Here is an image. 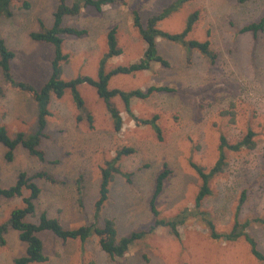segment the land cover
<instances>
[{
	"label": "rangeland",
	"instance_id": "rangeland-1",
	"mask_svg": "<svg viewBox=\"0 0 264 264\" xmlns=\"http://www.w3.org/2000/svg\"><path fill=\"white\" fill-rule=\"evenodd\" d=\"M28 1V9L13 7L12 17L0 18V38L17 53L11 62L13 75L39 88L50 75L54 50L48 43L32 40L29 33L39 29V20L51 26L56 1ZM66 1L70 4L73 0ZM172 1L125 0L124 5H105L101 11L82 7L78 15L65 16L64 25L84 28L86 33L64 37L62 51L68 59L62 62V77L84 74L96 78L99 58L106 50V34L113 26L117 27L122 53L111 57L107 68L136 61L145 43L132 24V10L138 9L145 23L147 17ZM195 10L198 19L188 38L208 39L217 54L214 64L196 50L187 56L181 45L158 39V50L169 63L167 67L155 63L149 70L117 74L108 83L109 88L122 90L144 89L148 85L175 88L173 92H154L131 103L132 111L141 118L158 115L161 140L149 126H137L117 96L114 101L123 124L115 131L95 88L81 84V120L76 119L79 111L68 90L60 98L51 95L46 136L40 143L44 161L22 147L7 161L6 148L0 144L2 187L12 185L19 171L32 174L43 169L63 181L51 185L36 180L42 191L35 200V215L28 217L29 221H37L45 211L65 228L91 223L101 169L117 150L132 148L118 162L122 173L113 174L100 223L103 218L112 219L119 236L145 228L152 221L148 200L155 177L165 166L171 174L156 206L160 216L169 217L194 205L201 181L190 163L210 168L218 157L219 135L236 142L248 128L256 134L255 147L226 151V163L211 179L212 193L203 201V209L210 213L217 230H226L241 193L246 190L240 215H264V31L257 37L239 32L243 25L264 14V0H189L158 26L178 32ZM0 88V124L11 136L19 131L33 132L37 106L32 96L7 85L1 72ZM87 114L92 116V126ZM123 173H129L131 181ZM27 194L25 190L23 196ZM22 205V197L0 199V224L9 218L12 209ZM177 231L179 238L167 227L157 228L136 240L118 263L100 248L97 236L85 241L62 240L51 232H39L48 260L32 264H264L251 255L242 238L232 242L211 239L199 219L188 218L177 226ZM249 232L264 252V226H251ZM5 238L6 243L0 245V264H13V259L25 252L26 244L14 229H8Z\"/></svg>",
	"mask_w": 264,
	"mask_h": 264
},
{
	"label": "trees",
	"instance_id": "trees-1",
	"mask_svg": "<svg viewBox=\"0 0 264 264\" xmlns=\"http://www.w3.org/2000/svg\"><path fill=\"white\" fill-rule=\"evenodd\" d=\"M55 1L56 7L52 13L51 26L47 27L39 20V29L29 33L32 40L48 43L54 50L50 75L39 88H36L30 82L17 79L13 75L11 62L15 59L17 53L6 45L4 38H0V72L4 82L12 88L29 93L37 106L36 127L31 133L19 131L11 136L6 126L0 124V144L6 148L5 159L11 161L15 150L18 147H22L29 155L37 157L40 161H44L45 153L40 148V143L41 139L46 136L51 95L53 94L60 98L68 90L75 107L79 111L76 119L81 120L82 115L80 112L84 111V101L78 88L81 84H88L95 88L98 97L103 100L105 108L111 117L115 131H119L123 124L121 113L114 101V98L117 96L123 102L124 110L129 118L133 119L137 126H149L155 132L157 139L161 140L162 130L158 124V115L155 114L150 118H141L132 111L131 103L136 99L148 98L154 92H173L175 88L166 85H148L144 89L122 90L119 88H109L108 83L111 77L117 74H131L149 70L155 63L167 67L169 63L160 55L158 50V39L181 45L185 49L187 56L190 55L192 50H196L206 58L208 63H215L217 54L211 49L208 39L199 41L188 38L194 23L198 19V12L196 10L187 16L183 28L178 32L165 31L158 26L160 21L177 11L183 3L189 0H173L160 12L147 17L145 23H142L138 9H133L131 13L132 24L145 43L142 55L136 61L108 69V60L122 53V48L118 44L117 27L113 26L106 34V50L99 58L96 78L78 74L70 79L62 77V62L68 59V54L62 51L64 37L66 35H84L86 29L64 25V17L78 15L82 7H92L96 11H101L105 5H124L125 0H73L70 4L66 0ZM13 7L28 9L30 3L28 0H0V18L12 17ZM262 31H264V14L258 20L247 23L239 28L240 33L248 32L254 37H257ZM1 93L2 90L0 88V95ZM86 118L90 126H92V116L87 114ZM255 135V132L251 128H248L241 139L236 142H229L224 134H220L218 157L210 168L206 169L195 162L190 163L201 181L194 199V205L192 207H184L169 217L160 216V212L156 206L157 198L162 193L164 184L171 174L169 168L165 166L156 175L153 191L148 200V207L152 216L151 223L145 228L131 231L124 236H119L115 222L112 219L103 218L102 223H100V215L108 199L113 174L122 173L118 167V162L123 155L131 153L133 151L132 148L117 150L115 156L107 161L106 165L101 169L98 197L93 204L92 221L76 228H65L57 218L49 217L45 211L40 213L37 221H29L27 219L35 215V200L42 191L36 180H43L51 185H58L63 183V181L43 169L35 171L32 174H28L26 171H19L12 185L2 187L0 170V199L22 197L23 202L22 206L12 209L9 218L0 224V245L2 246L6 243L5 234L8 229L16 230L20 241L26 244V248L22 255L13 259V264H32L48 260V257L44 253L43 242L38 236L39 232H51L62 240L79 239L80 241H85L91 236H97L100 248L118 263L136 240L153 233L159 227H167L173 236L179 238L177 226L192 217L203 222L208 229L211 239L228 242L240 238L244 239L249 245L251 255L258 261L264 262V252L258 248L255 238L249 232L251 226H264V215H247L246 217L240 215L242 205L246 201V190L242 191L238 204L235 207L230 227L226 230H217L210 213L203 209V201L212 193L210 181L223 170L226 163V151H239L242 148L253 149L256 145ZM123 175L126 176L128 181H131L129 173H123ZM25 190L28 191V194L23 196Z\"/></svg>",
	"mask_w": 264,
	"mask_h": 264
}]
</instances>
